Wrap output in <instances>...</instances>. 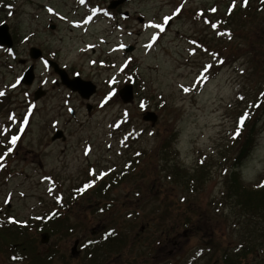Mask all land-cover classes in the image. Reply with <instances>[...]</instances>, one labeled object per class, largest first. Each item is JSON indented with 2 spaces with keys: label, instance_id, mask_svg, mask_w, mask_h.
Returning <instances> with one entry per match:
<instances>
[{
  "label": "rangeland",
  "instance_id": "1",
  "mask_svg": "<svg viewBox=\"0 0 264 264\" xmlns=\"http://www.w3.org/2000/svg\"><path fill=\"white\" fill-rule=\"evenodd\" d=\"M229 1L234 2L123 1L116 6L123 10H116L126 11L130 18L124 21L97 17L99 21L89 25L85 34V26L73 24L85 21L91 15L92 5L101 4L97 0H86L85 4L79 0H0V24L7 26L14 39L12 55L0 48V91L5 93L0 96L3 103H0V128L10 127L11 134H17L31 110L28 126L20 134L21 140L0 170V218L29 221L30 234L26 237L32 242L25 244L28 249L24 251L29 257L35 256L39 263L42 259L41 264H50L44 262L42 250L57 248L66 255L74 240L86 239L91 234H95V240L100 233L111 231L123 236L109 246L91 247L94 264H126L130 252L131 257L141 254L147 239L161 233L162 221L190 219L186 230L183 223L182 230L170 231L183 240L179 257L184 263L216 264V258L224 251L229 262L233 257L242 264L244 240L254 250L248 252L251 264L263 263L256 251L264 249V229L262 222L259 228L254 226L261 220L254 218L245 223V218L237 216L238 209L225 199V181L239 144L230 136L233 122L229 108L242 84L251 87L246 76L252 43L257 35L264 33L260 22L262 18L264 21L262 5H257V0H250L249 4L259 8L262 18L256 14L247 19V14L240 12L245 21L241 37L231 42L221 40L228 48L217 55L216 65L211 64L214 52L203 54L194 44V39L208 30L194 16L195 9L214 3H219L222 9ZM239 3L235 0L238 8ZM178 8L180 14L174 16ZM168 16H174L175 20L168 31L159 34L153 47L147 49L145 45L158 31L148 25L160 24ZM137 17L146 25L141 26ZM214 35L218 41V34ZM122 44L133 45L135 50L117 52L116 48ZM215 45L212 50H217ZM32 48H39L51 57L55 52L60 62L71 67L70 73L80 70V78L93 83L95 94L83 99L58 86L50 87L51 80L42 88L45 93L24 85L13 88L25 66L35 62L27 56L28 52L35 54ZM221 59L225 66L217 69L222 65L218 63ZM206 65L212 68L201 88L197 81ZM38 69L42 71L39 66L35 74ZM133 77L135 99L125 106L116 93L124 84L132 83ZM114 78L116 83H110ZM185 87L193 91L185 94L182 90ZM113 90L115 95L101 107ZM35 92L39 96L36 102L33 101ZM68 93L67 105H63V95ZM141 102L145 107L139 108ZM148 112L157 117L153 125L143 120ZM12 115L15 123L9 119ZM255 134L249 154L238 166L246 186L257 185L264 173V121L259 123ZM8 136H0V144L7 145ZM55 137L61 139L52 141ZM164 143H169L172 152L162 147ZM5 151L0 146V155ZM199 159L203 160L202 170L198 168ZM126 167L129 171L124 170ZM122 170L128 173L118 185L106 183L111 186L102 196L92 192L94 185L71 203L70 192L82 183L93 180L97 184L103 180L97 179L100 173L116 174ZM91 171L96 176L90 175ZM176 171L187 173L188 180L195 176L191 189L187 181L177 178ZM58 197L61 198L59 205L66 201L72 209L56 205ZM6 203L10 204L8 208ZM103 203H108L107 208L99 209ZM54 210L67 217L61 223L55 220L60 231L47 232L48 239L42 243L44 235L36 231L31 221ZM71 228L73 232L66 233ZM253 231L262 233L255 243L243 235ZM211 243L217 250L220 246L221 251L212 248L209 252ZM53 244L58 247H52ZM171 254L175 253L170 252V246L158 249L155 261ZM227 255L221 257V264ZM58 259L51 264H57ZM0 264L13 263L7 262L0 253Z\"/></svg>",
  "mask_w": 264,
  "mask_h": 264
},
{
  "label": "trees",
  "instance_id": "2",
  "mask_svg": "<svg viewBox=\"0 0 264 264\" xmlns=\"http://www.w3.org/2000/svg\"><path fill=\"white\" fill-rule=\"evenodd\" d=\"M239 8L236 7L232 2V6H225L224 8H219V3H214L207 6H202L198 9H195L194 16L196 18H200L204 26L208 30H204V34L198 36L196 38V45L200 48L202 53L210 51L215 47L217 50H213L216 55L218 53H224L227 50L226 42H221V40L233 41L235 37H241L242 26L245 21L242 19V13L247 14L245 17L249 19L251 16L259 15V18L263 16L258 12L259 8L254 5L250 7V0H248L247 6L244 5V0H239ZM257 5H262L264 10V2L262 0H257ZM258 8V10H257ZM215 9V11H213ZM242 12V13H240ZM200 15H203L200 17ZM205 21H208L206 23ZM261 27L264 29V21L263 18L260 20ZM213 25H217L216 28ZM215 32L218 34V41H215ZM223 33V34H221ZM231 34V39L228 38V34ZM229 44V43H228ZM252 56L249 58V68L247 69L249 82L251 87L242 84L241 87L238 88L236 97L231 104L229 111V117L231 122H233V129L231 128L230 136L236 130L238 118L243 115L245 111L250 113V118L246 122V127L243 130L241 136L237 139L238 146L236 147V151L233 154L231 165L229 168V173L226 183V195L225 199L228 200V203H232V207L237 208V216L248 218H258L261 221H256L254 226H258L260 222H262V229H264V174L260 177L257 185L255 186H246L241 180L238 173V166L241 161L247 157L249 154V150L252 148V145L255 142L256 134L258 130V125L260 122L264 121V33L263 35H257V39L252 43V50L250 52ZM227 65V64H226ZM221 66H224L223 64ZM217 69L219 67H216ZM216 69V70H217ZM245 75V74H244ZM239 97H243L241 100ZM258 105V107H257ZM123 124V123H122ZM130 136V134L128 135ZM163 148L172 152L169 143H164L162 145ZM1 151H4L2 148ZM168 151V152H169ZM170 154V152H169ZM203 163L201 160H198V168L203 169L201 167ZM178 175L177 178L183 179L187 181L188 188L191 189L190 185H194L195 176L190 177L186 173H180L176 171ZM124 174H115L109 177V180L112 184L116 185L119 181H121L124 177H121ZM200 179V176H199ZM198 180V179H197ZM105 186V183H103ZM195 187V186H194ZM59 216H55L52 219H48L42 223L39 221L41 225L35 224L37 228L36 231H48L50 233L59 231L57 229V224H55V219ZM62 221H59L61 223ZM261 232V231H260ZM27 234H30L27 230V227L20 223H10L9 221H0V253L6 252L7 258L12 259L10 252L15 250L18 252H23L25 249H28L25 244L31 243L32 239L27 238ZM262 235V233H259ZM258 234V235H259ZM257 238V237H256ZM253 239V240H256ZM25 246V247H24ZM238 254V253H237ZM19 256L21 261H24L25 264H41L36 261V257H29L25 253V255H14ZM238 258V255H235ZM32 259V260H31ZM31 260V261H30ZM235 260V259H234ZM231 258V262L228 261V264H238Z\"/></svg>",
  "mask_w": 264,
  "mask_h": 264
},
{
  "label": "flooded vegetation",
  "instance_id": "3",
  "mask_svg": "<svg viewBox=\"0 0 264 264\" xmlns=\"http://www.w3.org/2000/svg\"><path fill=\"white\" fill-rule=\"evenodd\" d=\"M97 1L101 2V4L96 3L94 5V9H96L99 12L108 10L107 5H108L110 0H107V2H106V0H97ZM108 13H111L112 15L116 14V16H117L119 14V10H116L113 12L108 11ZM32 49H35V48H32ZM35 51L38 52V56L36 58H34V61H35V62H33L34 63L33 64L34 70H36L40 66L42 71L39 69L37 70V72L35 74V83H34L33 87L36 89L46 88L47 84L51 80L50 87L53 88L55 86H58V88H60L61 90H63V91L66 90V92L72 93L70 90H68L65 86H63L60 83V80H59L60 76L57 72H55L54 65H56L60 69L64 70L66 72L67 76L70 78L73 76H79L80 77L81 76L80 70L79 71H73L70 73L68 68H71V67L66 65L65 63L60 62L59 58L55 52H53L54 54L51 57L49 54L45 53L43 50H41L39 48L35 49ZM27 56L29 57V52H28ZM46 60L50 61L53 64L54 69L51 66H48L47 68H45L44 62ZM44 93H45V91H44ZM70 93L63 95V97H65V99L63 100V105H67V99L66 98L70 97ZM57 96H59V95H57ZM78 96H80V95L78 94ZM70 113H71V111H70ZM93 191H95L94 193L98 197L102 196L101 195L102 187L101 188L95 187V189H93ZM68 209L71 210L72 207H69ZM183 223H184V221H173L172 223H167L165 221H162L161 233L156 234L153 237L147 239V244L144 246V251L141 254L137 253V255H136V253H135V255L133 257H131V252H130V256H129L128 261H127L128 263H126V264H186V263H184L182 257H179V253L182 252L183 240L180 237H176L178 234L170 233V231H173V230H177V229L182 230L183 229L182 228ZM168 228H170V229H168ZM94 236H95V234H91V235L87 236L88 238H86V239H83L80 241L78 239H76V241L74 240V244L72 245L70 251L68 250V253L66 255H64V253H62L60 250H57V248L51 249V250H42L41 254L44 255V262H48L51 264L55 258L59 257L57 264H61V263L62 264H94L95 261L92 259L94 252L90 248L91 247H98V246L103 247L105 245L109 246L112 244L109 242L105 243V241H104V237L106 236L105 233H103V234L100 233L99 235H97L95 237V240H93ZM120 236H123V234H119V235H116L114 237L117 240L120 238ZM248 236H249V234L247 232H245L244 233V237H245L244 239H247ZM256 237H258V236H256ZM89 241H94L95 243H92L89 246L85 247L84 245L87 244V242H89ZM243 244L241 245V248L243 249L242 264H251V260L247 259L248 258L247 241L244 240ZM166 246H170V252L175 253V254H171L169 256H164V258L162 260L155 261V257L157 256V255H155L156 251H158V249H161V248L166 247ZM52 247H58V244H53ZM210 247L215 248L216 245H210ZM220 248L221 247L219 246L218 250H220ZM256 256L261 261H263L262 264H264V257H262L260 255L258 249L256 251ZM40 261H41V263L43 262L42 259ZM10 262L16 264L15 261L11 260ZM219 262H220V259H218L216 261V264H220ZM203 264H206V262H204Z\"/></svg>",
  "mask_w": 264,
  "mask_h": 264
},
{
  "label": "snow or ice",
  "instance_id": "4",
  "mask_svg": "<svg viewBox=\"0 0 264 264\" xmlns=\"http://www.w3.org/2000/svg\"><path fill=\"white\" fill-rule=\"evenodd\" d=\"M85 2H86V0H79V3H80V4H85ZM262 2H264V0H262ZM247 4H248V0H244V5L247 6ZM234 5H235V0H234V3H233V7H234ZM9 8H11V6H9ZM48 11H49L50 13L53 12V10H52L51 8H49ZM180 11H181V9L178 8V9L176 10V13L174 14V16H175V15H179V14H180ZM213 11H215V9H213ZM10 14H11V13H10ZM96 14H97V10H96V9H93V14H92L91 16L88 17V21H86V22H90ZM103 14H104V15H108L107 12H104ZM174 16H168V17H165V18L163 19V22L160 23V24L150 23V24L148 25V27H150V28H152V29H156V30H158V31H157V33H155V34L152 36V38H151V42L148 43L147 45H145V47H146L147 49H151V48L153 47V45L156 43V41H157V39H158V37H159V34H160V33H164V32L166 31V28L169 26L170 21H172V20L174 19ZM205 22L208 23V21H205ZM213 27L216 28L217 25H213ZM221 34H223V33H221ZM228 36H229V39H231V34H230V33L228 34ZM121 47H123V45H121ZM44 63H45V68H47V67H48V63H47V61H45ZM218 63H219V64H223L224 61L221 59V60L218 61ZM211 68H212V65H206V66L204 67V70H203V72L201 73V75H200V77H199V80L197 81L198 84H199L200 82H205V83L207 82V80H208L207 72H208V70L211 69ZM110 83H112V84L116 83L115 78H114L113 81L110 82ZM12 87L15 88L16 85L14 84V85H12ZM182 90H183V92H184L185 94H188V93H190L191 91H193V89L186 88V87H185V88H182ZM4 95H5V93H4L3 91H0V96H4ZM114 95H115V90H113V92H110V93H109V95H108V96L105 98V100L102 102L101 107H103L104 104H107V103L112 99V97H113ZM239 99L243 100L244 98H243V97H239ZM142 107H143V105H142ZM257 107H258V105H257ZM70 111H71V110H70ZM30 115H31V110H29V113H28V116H30ZM28 116L25 117L24 121L22 122V126L19 128V133H20V134H23L24 131H25V128L28 126V123H29ZM126 116H127V114H126ZM249 118H250V113H249L248 111H245V112L243 113V115H241V116L238 118L236 130H235L234 133L232 134V139H233V140H235V139H237V138H239V137L241 136L243 130H244L245 127H246V122H247V120H248ZM9 119H10V121H12L13 123L16 122V118H15L14 115L10 116ZM11 131H12V129H11L10 127H2V128H0V136H8L9 133H11ZM20 134H14V135H11L10 138L8 139L7 145H2V144H0V146H3V147L6 148V151H5L2 155H0V170H2V168L4 167V161H5V160L7 159V157H8V156L14 151V149H15L17 143L21 140V135H20ZM150 135H151V133H150ZM9 145H10V146H9ZM87 154H88V152L86 151V152H85V155H87ZM138 155H139V154H138ZM201 163H203V160H201ZM90 175L96 176V173H95L94 171H91V172H90ZM106 175H107V173H100V174L97 176V179H101V180H102ZM92 187H94V182H90V183L86 184V185L84 186V188H83V189H80L79 191H80L81 193H83L84 191H87L88 189H90V188H92ZM52 191H53V189L50 188V189H49L50 194L52 193ZM6 202H7V201H6ZM57 203H61V198H59V197L57 198ZM56 215H57V213H53V214L50 215L47 219L50 220V219L54 218ZM38 219H40V218H38ZM9 222H10V223H17V221L12 220V219H10ZM111 235H113V233H111V232H110V233H107L106 236H105L104 238L107 239V238H108L109 236H111ZM92 243H95V242H94V241H89V242H87V244H85L84 246L87 247V246H89V245L92 244Z\"/></svg>",
  "mask_w": 264,
  "mask_h": 264
},
{
  "label": "water",
  "instance_id": "5",
  "mask_svg": "<svg viewBox=\"0 0 264 264\" xmlns=\"http://www.w3.org/2000/svg\"><path fill=\"white\" fill-rule=\"evenodd\" d=\"M121 2H123V0H117L115 2H112L111 6H116ZM123 17H127V13L123 14ZM0 46H6L8 48H11L12 46L11 37L8 33V28L5 24L0 25ZM123 50L125 52H131L132 48L124 47ZM32 52H34L35 54L31 53L30 56L32 58H36L38 56V52H36L33 49H32ZM59 73L61 74L62 84L68 87L71 91L77 92L82 98L88 99L90 96H92L95 93L96 88L93 85V83L89 81H83L78 76L70 80L67 78V76L62 71H59ZM32 80H33V72H32V68L30 67L24 72L20 82L23 83L24 85H30L32 83ZM118 96L123 104L125 105L130 104L133 101L132 86L131 85L123 86L118 91ZM38 97H39L38 93L36 92L35 99ZM143 120L146 122H151L153 125L156 122L157 117L155 114L148 112L143 116ZM45 239H47V235L43 236L41 241L45 242Z\"/></svg>",
  "mask_w": 264,
  "mask_h": 264
}]
</instances>
